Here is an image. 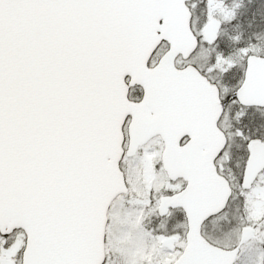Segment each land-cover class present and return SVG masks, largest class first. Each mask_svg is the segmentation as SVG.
Returning <instances> with one entry per match:
<instances>
[{
  "label": "snow or ice",
  "instance_id": "snow-or-ice-1",
  "mask_svg": "<svg viewBox=\"0 0 264 264\" xmlns=\"http://www.w3.org/2000/svg\"><path fill=\"white\" fill-rule=\"evenodd\" d=\"M207 7L0 0V264H120L119 248L101 259L118 197L129 226L153 208L160 218L137 232L139 264H250L230 255L238 242L220 247L223 231L206 233L264 190V167L250 168L264 152L251 111L264 106V0H248L239 39L216 13L209 26ZM137 167L151 179L146 198L127 195Z\"/></svg>",
  "mask_w": 264,
  "mask_h": 264
},
{
  "label": "rangeland",
  "instance_id": "rangeland-1",
  "mask_svg": "<svg viewBox=\"0 0 264 264\" xmlns=\"http://www.w3.org/2000/svg\"><path fill=\"white\" fill-rule=\"evenodd\" d=\"M197 4H200V2ZM197 4H195V6ZM209 5H211V7L201 9L202 15L206 14L210 22L213 20V13H216V20L224 24L223 34L226 39L228 34V29L226 27H229L228 23L237 17L235 15L237 10H239V13L242 12L246 14L248 6L246 5V7H244V0H209ZM225 9L231 13L230 16L226 17L224 15ZM261 39L264 40V32L261 33ZM225 91H228V88H226ZM252 112L258 118L264 120V110H254ZM225 159H227V154ZM129 183L131 187L127 194L128 196H132L135 192L136 197L144 196L146 198V185L151 183V179L140 167L131 169ZM157 190H159V187ZM136 197H133V199H136ZM123 201L124 197H120L114 202V207L118 208L119 214L109 226L110 242L109 246L106 247V251L113 250L114 248L122 249L120 264H139L142 257L131 251L136 247L137 232L142 231L145 225L151 227L152 223L160 218L155 215L156 209L153 208L142 214L143 222L138 219L135 226H129L124 216H126L131 209L130 207L125 208ZM174 214L176 213H173V215ZM261 217H264V190L259 194L255 192L248 194L246 201L241 206L235 207L228 213L218 217L217 230L206 233V235H209V238H215L223 231L224 234L220 236L219 245L227 247L230 244H237L241 229L245 224H249L255 228L256 233L253 238L242 247L241 252L250 256V264H264V230H262V228H264V221L260 219ZM167 223L168 218L165 217L161 221L162 227H166ZM146 246H150L151 248L150 256L160 253L161 249L158 241H148V245Z\"/></svg>",
  "mask_w": 264,
  "mask_h": 264
},
{
  "label": "water",
  "instance_id": "water-1",
  "mask_svg": "<svg viewBox=\"0 0 264 264\" xmlns=\"http://www.w3.org/2000/svg\"><path fill=\"white\" fill-rule=\"evenodd\" d=\"M190 1H191V0H188V2H190ZM186 11H187V10H185V12H186ZM211 23H212V22L209 23V26H211ZM215 23H216V26L219 27L220 24H219L217 21H215ZM185 25H187V18H185ZM261 103H264V102H261ZM251 107L264 108V106H257V104H256L255 101H252V102H251ZM223 141H224V138H223V135H221V136H220V140H219V145L216 147V150H215L216 152H218V151L220 150V147L223 146ZM140 144H141V141L137 138L136 133L134 132V133H133V143H132L131 148H130V154H135L136 149H137V147L140 146ZM117 146H118V145H117ZM214 154H215V153H213V155H214ZM252 166H255V167H257V168H259V167H264V152L260 153L257 157H254V160H253L252 162H250V168H251ZM121 189H123V184H122V183L120 184V187H119V188H117V189H115V190H113V191L111 192V194H110L109 197H108V201H107V202H111V197L114 196V195H116V192H117V191H120ZM225 189H226V186H225ZM127 191H128V190H127ZM225 199H226V195H225ZM107 202H106V203H107ZM164 203H165V202L162 201V206H163ZM105 207H106V204H105ZM219 207H223V203H220ZM210 210H212V211H216V210H218V209H216V208H212V209H210ZM103 219H104V212H103V209H102V210H101V231H102V232H103V230H104V229H103ZM253 234H254V229H252V228H245V229H243V230H242V233H241V240H240V243H239L238 247L230 253V255H231L232 257H235V255H236V251H240L242 245H243L248 239H250V238L252 237ZM104 254H106V253H105V246L101 245V259L103 258V255H104ZM227 264H231V260H230V259L227 261Z\"/></svg>",
  "mask_w": 264,
  "mask_h": 264
},
{
  "label": "trees",
  "instance_id": "trees-1",
  "mask_svg": "<svg viewBox=\"0 0 264 264\" xmlns=\"http://www.w3.org/2000/svg\"><path fill=\"white\" fill-rule=\"evenodd\" d=\"M244 7L248 5V0H244ZM249 21L245 18V14L240 12V15L237 16L233 21L228 23L230 27V36H227L229 39H239V38H246L248 32L247 24ZM264 252V247H263Z\"/></svg>",
  "mask_w": 264,
  "mask_h": 264
},
{
  "label": "flooded vegetation",
  "instance_id": "flooded-vegetation-1",
  "mask_svg": "<svg viewBox=\"0 0 264 264\" xmlns=\"http://www.w3.org/2000/svg\"><path fill=\"white\" fill-rule=\"evenodd\" d=\"M254 110H258V109H256V108H251V111H254ZM242 115H244L243 112L238 113V117H239V116H242ZM238 117H237V118H238ZM230 123H231V122L229 121V124H230ZM134 158H135V157H134ZM165 182H166V181H165ZM129 190H130V188H129ZM177 211H178V210H175V209H174V210H173V213H176Z\"/></svg>",
  "mask_w": 264,
  "mask_h": 264
}]
</instances>
